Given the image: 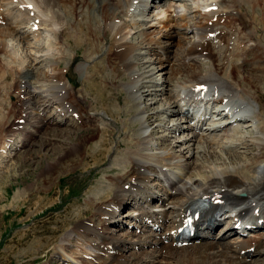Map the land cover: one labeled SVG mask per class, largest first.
<instances>
[{
    "label": "bare ground",
    "instance_id": "obj_1",
    "mask_svg": "<svg viewBox=\"0 0 264 264\" xmlns=\"http://www.w3.org/2000/svg\"><path fill=\"white\" fill-rule=\"evenodd\" d=\"M97 1L98 5L101 4L100 11L102 13L100 18H98V22L93 21V17L96 16L92 13V9L91 11L87 10L88 8H92V5L94 4L92 0H86L85 8L80 5V0H0V65L2 64V68L4 69L3 72L1 71L0 73V79L2 80L0 83V88L8 85L9 89L14 83V80L17 76L16 74L21 73L25 70V68L26 70H28L30 67L33 68L39 61L47 60L51 73H48L46 76H48L50 82L47 80L42 82H38L39 80H34L32 83H36L35 86L39 83V86H37L39 88L43 86L49 87L51 93H53V89H55L53 88L55 86L54 84H57L56 87L59 88V82H62L63 86L60 87V89L66 88L65 92L61 93L63 89H59V92L55 93L57 94L56 96H59V93L60 96H64L65 94L66 97H63V99H65L64 101L66 102L64 103L62 99L59 102L60 112H57L58 115L63 116L62 118L71 117L74 123H78L81 118V124L78 123L79 128L83 127L82 123L86 122H89L91 125L96 123L97 125L96 127L93 126L94 128H92L91 134L80 140V143L78 142V145L83 144L84 151L85 149L87 150L86 146L88 143H91L90 147L94 146L96 149L93 151H86V153L83 151V153L92 157L95 159V161H98L96 158L102 160L104 155L110 152H113L112 155H114L113 157L111 156L112 158L110 159L111 165L115 167L110 169H117V172L108 173L104 178L99 179L95 190L92 191L89 194V197L85 199L86 205L94 207L96 210L94 215H97L101 218L99 219V224L102 226H89L87 221L78 220L76 223H74V225L72 224L73 226L71 229L65 233L64 237L62 238L63 242L60 243V245H63V249L66 247H71V239H74V242H71V244L74 243L73 248L71 249L72 254L75 253L74 256H72V259L76 260V262L80 261L81 264H93V260H100L99 264H168L170 260H173L174 263L181 262V264L250 263L240 255L241 251L247 249L248 247L255 246V254H259L261 252L259 249V243L261 242L262 244V240L264 239V235H262L263 233H259L257 236L243 240L242 238L234 237V231L231 228H228L220 237V241H202L198 245L181 247L179 249L180 252H177V248H174L171 245L163 244L161 239L157 238L154 234L137 236L128 230L124 235H118L110 232V228L107 226V221H109L108 224L113 223L114 219L116 218L115 215L117 210L120 207L125 206L128 203V200H133L134 204L132 207H135L136 210L141 211L143 215L156 219H160L163 216L167 218V223L170 224L172 222V217L168 218L167 212L165 210L166 206L171 204L169 209L170 211L173 210L175 216L180 211V209L178 211L179 206L182 207L188 200L194 199L195 197L203 194L215 195L218 198L219 201L217 204L219 207H214L216 212H221L225 207L217 193H221L223 195V198L229 209L225 210L221 215L237 212L236 216L242 218L248 216V218L251 219L252 223L254 224H257L254 221L255 219L264 220V177L255 179L253 176L254 169L250 170V166L254 167L256 161L258 162L259 159L264 156V127L261 125L259 128L261 131V136H254L257 140L254 144L260 147L262 151L260 150L261 152L253 155L254 161H251L252 164L249 162L243 166L233 165L230 169L229 167L215 168L216 166L207 169L211 166H207V168H205L203 165L199 164L196 166L195 172L193 170V172L190 173L189 169H194L191 167V165H196L197 162H190L188 159L181 160L179 154L174 155L168 150L162 152H153V147H151L153 146V143H150L149 139L152 137L151 134L155 132V130L150 129L149 133H136L134 131V122H123L124 126L121 127V130L123 134H126L123 135V137L127 136V138L115 141L113 145L111 144L112 146L107 147L109 143L106 134L108 133H105V130L110 129V120H108L105 115L109 114L111 117H115L122 110L125 112L129 109H122V106L118 104L117 101H113L110 105H104L103 99H100V101H98V105L101 106L98 108V110H92L91 108L86 115L87 117H84V112L86 110H83L84 108L82 109L83 106H81L80 102L83 101L82 103H87L89 107H92L90 104L91 102L89 103L85 100L86 96L84 92V94H80L79 90L76 92L74 91V93L72 91L73 87H75V85L81 80L79 76L82 75V81L94 84L93 88L96 91L95 93H97V83L96 81H93L92 78L94 72L89 74V71L86 70L89 68H87L86 65H89V63L99 55L95 52L102 47L103 41H100L99 43V41L93 37L92 33L97 30L99 35L103 38H107V32L110 34L108 37L109 40H107L110 41V43H107V46L110 47V52L108 53L110 60L107 61L108 64L106 66V77L109 78L114 72L111 85L112 91H114L116 87L120 85L119 82L114 84V81L120 80L126 85L125 87L128 86V88L133 92L140 93L142 91L141 88H144V86L142 87V82L146 81L144 80L143 76L146 72L141 71L140 73V69L138 70V65L136 62L138 59H135L131 56V54L136 49L135 45H133V42L129 40L133 22H130L132 23L130 24V20L127 21L128 19L126 18L127 13H129V9L135 3V0ZM137 1L138 3L135 5L143 3L144 6H147L149 4V0ZM150 1L153 5L155 4L154 0ZM259 1L204 0L203 3H197L196 5L191 3H182L184 10L179 13L176 12V14H173L174 9L172 8L174 4H172L171 1H166L164 5H162V8L153 15V18H151L152 20H149L150 23L147 24L148 29H145L147 27L146 26L143 28L145 30L141 31V34H144L143 36L145 46L148 45V49H151L154 52L155 50H159L157 54L161 53L166 58L163 59L161 55L157 61L159 66H157L164 67L165 65L163 63H165L170 58V43L166 46L163 45L160 41L162 37H168L172 40L177 38L179 41H174L179 43L185 39L184 37L189 36L190 33L191 36L187 38L188 42L186 43H188L189 46H187L188 48H185V53L183 51L184 55L182 54L183 56L180 59V64L183 65H181L183 72L175 68H172L171 71L166 72L172 77H177L178 74H180V76L183 75L181 81H179L182 85H176L171 88L166 87V91H164L165 86H162L163 83L161 82L159 83V85L161 84V87L154 89L155 91L151 90L149 94L156 95L157 92L167 93V96H169L168 99L170 100H168L169 108L167 110L173 114V112H175V107H180V103L178 101L179 89L193 88L196 84H203L208 88V96L213 95L214 99L218 102H222L225 99L226 105L230 104L231 106L235 107L237 105L238 115L243 112L250 113L254 109V113L252 114L251 112L250 117H258V113H262L261 107L259 108L258 106L260 103L257 101V98L260 97L255 96L256 94L250 91L252 89L250 83H254L255 81L251 80V78L248 79V76H243L242 78L238 79L234 77L236 75L234 72L232 73V71H234L236 68H239V64H233V69L228 74H226L227 64L225 57L226 53L229 54V52L233 50L234 45L239 44V47H242L239 51V55L241 56V61H243V63L246 60L245 57L249 55V53H252L254 54L253 61H255L254 64L256 65L253 68H258V70H262V67L264 68L263 39L260 38L256 42L259 37H255V41L252 43L254 45L247 44L249 45L247 47V45L244 43L246 39L245 37L247 36V40H252L249 37L254 35V33H251V31H244L242 30V27H240V25L242 26L245 23V15L247 13L250 14L257 12L256 17H259L261 20L260 25L262 28H260L262 31H264V0H262L261 3H259ZM245 4L250 8L249 12L246 11L247 13L242 10V6ZM261 4L262 6H260ZM98 5L97 10H99ZM201 5L203 8L200 7ZM97 13L99 17V11ZM141 14L143 15V13ZM70 15L72 17L76 15L78 18L76 20H71L70 18L72 17ZM120 15L122 16L120 17ZM246 16L248 17V15ZM214 17L215 21H213ZM35 19H38V23L36 25L37 29L33 30L32 25L35 24ZM254 19L255 17L252 15L251 19L249 20L250 22H254ZM100 21L102 22L101 29L99 26H97V28L93 27V22L97 24ZM236 25H238L237 27H240V29H238ZM188 26H190V28H188ZM243 27L246 28L245 24ZM252 31L255 32V30ZM79 32H81V37ZM210 32H214L212 37H209ZM16 33L20 35L18 38L14 36ZM42 33L44 34L43 39L40 38ZM155 37L159 40H155ZM12 39L18 40L17 44L12 43ZM23 40L27 42V45L24 44ZM65 40L66 43L64 42ZM77 40L80 41V45L83 43L82 45L85 46L83 51L85 62H80L73 65L72 63L76 57V54L73 49L69 53L67 45L69 44L70 47L73 48V45L71 46L69 43V41H71L76 47L79 43ZM169 41L171 42V40ZM34 43L38 46L39 44H45V48L42 49L41 52L34 51V47L32 46ZM222 44H224V47L227 50L224 56L219 58L223 55V52L219 55L214 51V49ZM229 47H232L231 51H229ZM22 49L24 51L23 56H21V53L19 52ZM260 54H262V58H260ZM67 55H69V62L62 69L59 66L61 62L60 60ZM201 57L204 59H212V65L210 68H207L205 72L198 70V68L200 69V66H196V60ZM259 61H262V64H260ZM23 63H26L25 67L22 65ZM177 64L178 63L176 62V65ZM115 66L118 68L119 66L123 67V70L121 71L118 68H115ZM95 67L98 70L99 64L92 66L90 70L94 69ZM84 69L85 72H83ZM151 72H153V69H151ZM68 74L71 75L69 76ZM116 74H119V79L115 78ZM152 74L153 73L150 75L152 76ZM72 75H74L75 78ZM97 76H99V74ZM122 77L125 78L122 79ZM66 78L70 80L69 83H67ZM254 78L260 79V77ZM100 80L102 79L100 78ZM152 80L154 79H150L149 81ZM17 89H19L17 90V94L19 96L21 93L29 95L26 93V88L21 89V86H18ZM99 89L106 91L105 86H100ZM70 90L72 91L71 93H73L71 97L72 100H67L66 98L68 97V92ZM215 92L217 93L216 95ZM17 94L15 95L14 91L9 90L5 92V96L11 97L12 95L18 99ZM53 94L49 95L46 93L43 95L41 102H45V107L42 109L48 107L50 102L55 103L57 102V99L60 100V98H57L56 96L54 97ZM141 94L142 93H140V95ZM46 97L47 99H45ZM108 98L112 99V93ZM28 99L29 96H27L25 100ZM22 103L23 100L18 99V101L12 102L11 105L7 103V107H5L6 109L0 107V109H2L0 110V116H3L7 119V123H4L3 120L0 119L1 157H7L12 153L9 152L5 156L2 155V150L5 152L7 151V148H13L14 141L16 142L15 145H19L18 142L20 141V138L23 139L25 136L28 138L35 136L34 133H37L39 131L37 129L40 127H46L47 129L49 128L46 126V124L50 122V118H48L49 116L40 117L37 114L39 117L37 116V120L33 121L34 124L27 121L19 125L20 123L14 121V119L10 120V117L12 119V116L14 115L16 118L17 116H20V114L22 116ZM66 103H68V106H66ZM256 104H258L257 107ZM3 110H6V112ZM130 110L132 113H137L138 111L137 109ZM139 111V113L143 115L142 113L145 111V109H139ZM163 111L165 110L163 109ZM154 115L158 114L154 112ZM152 119L153 116L149 114H147L145 117H142V120L137 123L139 125L138 128L145 129L146 127H150V120ZM54 120L58 122V118H55ZM54 120L52 121L55 122ZM112 120H114V118ZM10 122H12L11 127L7 129V126ZM61 122L62 120L60 119V123ZM105 125H107V128H100L105 127ZM73 126L76 127V125ZM166 129L174 130L173 132H175L178 130H188L189 127L182 125L177 120L173 123V125L170 126V128L167 126ZM132 130L135 133H132L128 136V132ZM99 131L100 134L94 133H98ZM227 133L228 132L222 134V137L225 136L224 138L226 139V143H229L227 141L230 139H228L230 133ZM58 134L59 133H55L53 138L54 136L57 137L56 135ZM208 134L209 133L207 129L202 131L200 135L196 133H188L181 142L184 144L204 138V141L208 142L207 144L209 145L207 146V152H205H210L212 154H210L211 156H217V153L214 154L215 151L212 150L214 149L212 145L217 143L221 144L224 141L221 138H217V135ZM68 136L69 135H67V137ZM97 137L99 138L97 139ZM162 137L165 139V135ZM119 143L125 145L124 148L121 149V152H119V147L117 146ZM187 148L189 149V147ZM73 151L72 153L76 152ZM63 152L67 153V151ZM180 154L181 157L184 155L183 150L180 152ZM235 158L237 159L236 156L229 157L233 163ZM174 159H176V162H173ZM59 160H61V158H59ZM0 161H2V159H0ZM54 162L55 165L58 166L64 161ZM123 164L125 166H123ZM164 166H168L169 170L160 172L161 167L164 168ZM176 167L178 168V171L175 174L174 168ZM159 172L162 173L163 177L160 176ZM171 174L176 176L177 180H175ZM183 178H185L184 182ZM148 181H155L154 187L158 192L155 191L153 187L146 185ZM166 181L169 182V186L165 184ZM101 190L107 191L102 192ZM108 192H110V194H108ZM241 192H244L245 195L242 196L240 194ZM99 196L102 199H99ZM150 198L152 200L155 199L157 202L161 201L162 203L160 208L162 209L154 210L150 208L147 205V202ZM256 207L260 208L259 214L257 216L256 214L251 213V211H254ZM130 216L135 219V216L132 214H130ZM105 217H108V219H103ZM159 224L162 228L158 233L160 237L164 233L165 223L159 222ZM91 236H94V239ZM135 246L138 247V251L134 250ZM261 249L263 250V246ZM56 251L58 252L59 249ZM87 256H90L93 260L86 259ZM61 257L64 258V255Z\"/></svg>",
    "mask_w": 264,
    "mask_h": 264
},
{
    "label": "rangeland",
    "instance_id": "obj_2",
    "mask_svg": "<svg viewBox=\"0 0 264 264\" xmlns=\"http://www.w3.org/2000/svg\"><path fill=\"white\" fill-rule=\"evenodd\" d=\"M92 1L94 2L92 8H88L87 10L91 11L92 9V13L94 14L93 9L97 10L96 5L98 1L97 0H92ZM166 1L168 0H161L159 3L154 4L152 9L148 13L142 12L143 15L139 13V16L138 14H134L132 16L127 17L128 18L127 21L130 20L129 23L133 22L132 25L133 27L131 28V30L134 31V34H131L132 33L131 31L130 33L131 38L129 39L131 40V42H133V45H135L136 47L135 50L132 47L134 52L131 54V56L134 57L135 59H138L136 60V62L137 65L139 66V67L137 66V68L138 70L140 69L139 70L140 73L141 71L146 72L145 75L143 76H144V80H146L147 82L146 81L142 82V87L144 86V88H141L142 90L140 92L142 93L141 95L139 92L132 93V90L129 89L128 86L121 87L122 90H120V88H118L120 85L126 86L120 80L114 81V84L119 82L120 85L116 87L114 91L111 90L114 72L112 73V76H110L109 78L106 77V66L108 64L107 61L110 60L109 59L110 57L108 55V53L110 52V47L107 46V43L108 42L110 43V41L107 40H109L108 37L110 36V34L109 32H107L106 35L107 38L104 37L105 38L104 39L102 36L99 35V32L97 30H95L92 33L93 37L96 38L99 41V43L100 41H103L102 47L100 44V47L102 48V53H101V48L98 49L95 53L99 55L95 59H93L89 63V65L87 64L88 62L86 63L89 66L88 67L86 65V67L89 68L86 69L89 71V74L94 72L92 78L93 81H96L97 83V93H95L96 91L93 88L94 84L82 81V75L79 76L81 79L79 83H77L75 87H73L72 89L73 93L74 91L76 92L77 90L80 91V94L85 93L86 96L85 100L88 101L89 103L91 102L90 104L92 105V107H89L86 102H85L86 104L82 103L83 101L80 102L81 106H83L82 109L84 108L83 110H86L84 112V117L87 115V113L91 108L92 110L93 109L98 110V108L101 106L98 105L99 104L98 101H100V99H103L104 105L106 104L110 105L113 101H117L118 104L122 106V109H126V108L129 110L137 109L139 111V109L144 108L145 111L142 113L143 115L139 113L140 111L139 112L137 111V113H132L131 110L130 111L127 110L125 112L122 110L115 117H111L109 114L105 115V117L108 120H110V129L105 130V133H108L106 134L109 143L107 147L112 146L115 141H119L127 138V136L123 137V135L126 134H123L121 130L122 129L121 127L124 126L125 122L133 123L135 120L139 118L142 119V117H145L147 114H149L153 116V119L150 120L151 126L146 127L145 129L142 130H144L145 133H149L150 129L155 130V132H153L154 134L153 133L151 134L152 137H150V140L155 145H159L160 148H157V146L155 148L153 147V152L157 150L160 152L168 150L169 152H172V154L174 155L179 154L181 160L188 159L190 162H197L196 165L195 164L191 165V167L194 169H189L190 173L193 172V170L195 172V168L199 164L203 165L205 168H207V166H211L207 169L213 168L215 166H216L215 168L229 167L230 169L233 165L243 166L244 164H247L250 161H254L253 155H256L257 153H256V145L253 143H255L257 140L256 139L253 140V138L251 137L253 136L254 133L252 127L249 126L250 124L249 121L238 122V125L234 127V130L232 129L229 132L230 133L229 141H235L236 144H238L237 147L232 148V145H230L231 146L230 149V148H226L225 146L221 147L220 144L218 143H217L218 145L217 144L212 145V147H214V149L212 150L215 151L214 154L217 153L216 154L217 156H211L212 154L210 152L206 153L207 146L209 145L207 144L208 142L204 141V139L201 138L200 140L183 144L181 141L186 136L187 132L177 133V132H173L174 130H170V129L165 130L167 126L170 128V126L173 125V122L177 121L176 120L177 116L175 117L174 114H172L170 111L167 110L169 108V101H170L168 99L169 96H167L168 95L167 93L164 94L157 92L156 95H154V94H149V92L151 90L155 91L154 89L160 88L161 84L159 85V82H162L163 83L162 86H165L164 91H166V87L170 88L174 84H177V86L182 85L179 81H181L183 75L180 76V74H178L177 77H172L166 72L171 71L172 68L178 69L179 71L183 72V68H182L183 65L180 64L181 62L180 59L184 55L183 51L185 50V48L189 46L188 43H186L188 42L187 38L191 36L190 33L189 36L184 37L185 39L183 40L180 39L182 41L179 43L177 41H174V40L179 41V39L177 38L172 40L168 37L166 38L162 37L160 41L163 45L166 46L169 45L170 43L169 45L170 54L168 53L170 58L165 63H163L165 65L164 67H158L159 63H157V61L159 60L158 58L161 57L162 54H157L159 50H155L154 52L153 50L148 49V45L145 46L144 43L145 41L143 36L144 34H141V31L148 29L147 24L150 23L149 20L153 18V15L162 8L161 6L164 5ZM202 1L203 0H192L191 3L193 5H196L197 3L200 2L202 3ZM261 2L262 0L259 1V3ZM85 3L86 0L85 1L80 0V5L83 8H85L86 6ZM172 4H174L173 7L174 14H176V12H180L184 10V7L182 6L181 2L177 0H172ZM100 5L101 4L98 5L99 10H97L99 11V17L95 15L96 17H93L94 18L93 21L98 22L99 21L98 18H100V16L102 15L100 11ZM245 5L242 6V10L245 13H247L246 11L249 12L250 8L248 5L246 6ZM260 6H262V4ZM256 13L254 12L250 13L251 15L247 13L246 15H248V17L245 15L244 24L246 28L243 27L244 24L242 26L239 24L240 27H242V30L244 31L246 30L249 32L251 31V33H254V35H251V37H249L252 40H247L248 39L247 36L245 37L246 38L245 41L247 42L244 41V43L246 45L252 44L253 41H255L254 40L255 37H259L256 40V42L260 38H262L264 43V31H262L261 29L262 28L260 25L261 20L259 19V17L258 18L256 17ZM95 14L98 13L95 11ZM252 15L255 17V19L253 20L254 22H250L249 20L251 19ZM121 16L122 15H120V17ZM77 18L78 17L75 15L70 19L76 20ZM94 24L95 23L93 22V27L97 28V26H99V28L101 29L102 27L101 21L95 25ZM237 26L238 25H236V27ZM240 27L237 28L240 29ZM188 28H190V26H188ZM252 30H255V32ZM79 34L81 37V32H79ZM14 36L18 38V36L20 35L16 33L14 34ZM43 36L44 34L42 33L40 38L43 39ZM167 39L171 40V42ZM155 40H159V39L155 37ZM11 42L17 44L18 40L12 39ZM23 42L25 45H27V42L25 40H23ZM64 42L66 43V40ZM78 42H79L78 46L75 47V45L71 41H69L71 46L73 45V48L70 47L69 44L67 45L68 52L70 53L73 49L76 54V57L74 58L72 63L73 65L78 64L80 62L83 63L85 62L83 57L84 56L83 51L85 46L82 45L83 43H81L80 45V41ZM249 45H247V47ZM32 46L34 47V51H40V52L42 51V49L45 48V44L44 45L39 44L38 46L34 43L32 44ZM23 49L19 51L21 53L20 54L21 56H23L24 54ZM240 49L241 47H239V44L234 45L233 50L232 47H229V51L231 50L232 51L229 52V54L226 53V57H225L227 64L226 74H228L233 69L232 66L233 64H237V65L239 64L240 67L238 66L239 68H236L234 71H232V73L234 72L236 75L234 77L238 79V78H242L243 76H248L247 77L248 79L251 78V80L255 81L254 83H250L252 89L251 90L248 89V90L254 92L256 94V95L254 94L255 96H259L260 98L263 99V100H258L260 98H257V101L260 103V105H258L259 108L261 107L262 112H264V76H262V74L257 73L258 68H253L256 66L255 64L251 63L253 62L254 54L249 53V55L245 57L246 58L245 62L243 63V61H241L242 58L239 55ZM226 50L227 49L224 47V44L219 45V47L217 46V48L214 49V51L219 55L220 53L223 52V55L220 56L219 58H222L224 56ZM260 55H261L260 58H262V54ZM162 57L163 59H166L164 55H162ZM201 58L196 60L197 61L196 66L198 67L200 66V69L198 68V70L205 72L206 69L210 68V66L212 65L211 64L212 59L205 58L208 60L205 59L201 60ZM60 61L61 62L59 66L63 69V67H65L69 62V55L64 56V58L61 59ZM176 62L178 63L177 65ZM96 64H99V69L97 70L96 69L97 66H96L94 69L90 70V68ZM22 65L25 67L26 63H23ZM2 67L3 65L0 67V73L1 71L3 72L4 70ZM115 68L118 67L115 66ZM118 69L122 71L123 67L119 66ZM151 69H153V72H151ZM262 71L264 72L263 67H262ZM83 72H85V69ZM48 73H51L49 63L47 60L46 61L43 60V61H39L33 68L30 67L28 70H26L25 68V71H23V73L19 74L18 76L20 79L23 80L24 82L23 84L24 86H26V91H27L26 93L29 94L27 96H29V102L31 104L28 109V112H29V118L31 120L28 121L32 122L33 124H34L33 121L37 120L36 112L39 111L37 110V107L39 105L38 102L43 99V96L41 97V95H45L46 93H50V94L53 93H51L49 87L43 86L40 87L41 88L40 89L39 87H37L39 86V83L35 86L36 83H32V82L36 79H38L39 82L45 80L50 82L48 76H46ZM151 73H153L152 76L150 75ZM98 74L99 76H97ZM68 75L70 76L71 74ZM72 76L75 78L74 75ZM254 77H260V79ZM100 78L102 80H100ZM115 78L119 79V74H116ZM124 78L122 77V79ZM150 79H154V80L149 81ZM1 81L2 80L0 79V83ZM66 81L67 83H69V79L66 78ZM54 85L55 86L53 88H56L57 84ZM100 86H105L106 91L100 90L99 89ZM3 87L0 88V107L6 109L5 107H7V103L9 102L7 100H4L8 98L7 96H5V92H7L8 90L14 91L16 89L15 90V95H16V91L18 89L16 85L15 87L12 86L9 89H8L9 87L8 85H5ZM24 88L25 87H23V89ZM44 90L46 91L43 92ZM58 90L56 92H59ZM72 91L70 90L68 92V97L66 98L67 100H72L71 99L73 95V93H71ZM111 93H112V99L108 98L109 96H111ZM53 96L55 97L56 94L55 95L53 94ZM10 100L12 102H15V100H12L11 98ZM50 104H49L50 106L47 108L48 110L47 112L49 113V109H52L51 111L52 113L54 112V110L55 113H57L58 109H55L56 104H54L53 102L52 103L50 102ZM9 105H11V103H9ZM146 107L148 110L146 109ZM162 108L165 111H163ZM4 112H6V110ZM154 112H156L158 115H154ZM53 116L54 118L58 117V115L54 113ZM0 117H1L0 119L3 120L4 123H7V119L5 117L3 116ZM15 118L16 116L14 115L12 119L10 117V120H13ZM113 118L114 120H112ZM59 119L60 117H58V122L56 121V123L50 121L52 122L51 125L46 124V126L49 127L48 129L46 127L38 128L37 129L39 130L37 132L38 136L37 135L35 137L32 136L33 137V140L31 141L32 143H29L27 147L21 148L20 150L18 149L14 150L13 152L15 153L19 151L18 153H16L15 156L6 159L1 158L2 161L0 163L1 164L0 166V264H63L62 262L63 260L59 256L54 255L53 250H55L57 245H59V243L61 242V237L62 238L64 237L65 233H67V230L71 228L74 225V223H76L78 220L84 221L82 219L83 217L91 216L93 209L91 206L86 205L85 199L88 198L89 194L95 190V187L98 184V180L104 178L105 175L108 173L117 172V169H113V170L110 169V168H114L115 166L111 165L109 167L111 163L110 158L114 156L112 155L113 152L104 155V158L102 160L96 158V160L98 161H95V159H93L92 157L87 156V154H84L86 153V151L88 152L96 149L94 146L90 147L91 143L87 144L86 146L87 150L85 149V151L83 150V144L78 145L81 142L80 140H82L83 138L87 137L89 134L92 133V128L97 126L96 123L92 125L89 124V122H86L87 124L82 123L83 127L79 128L78 123L74 124L76 125L75 127L71 124H66L63 121L62 123H60ZM263 121H264V116H263ZM138 122L133 123L135 124L134 126L135 129L134 128L133 129L136 133L137 132L141 133L140 131L141 129L138 130L139 129L138 128L139 125L137 124ZM11 123L12 122L9 123L10 126L8 125L7 129L11 127ZM260 126H257V128L259 129ZM262 127H264L263 124ZM100 128L102 129L107 128V125H105V127H100ZM135 132H133V130L129 131L127 135L129 136L130 134ZM55 133H59V134L56 135L57 137L54 136L53 138V135H55ZM94 133L100 134V131L98 133L97 132ZM67 135L69 136L67 137ZM164 135H165V139H163L162 137ZM167 135L169 136V138ZM244 136H245V141H248L246 138L249 139V141L246 144L241 142ZM99 137H97V139ZM216 137L221 138L223 141L226 140L224 138L225 136L222 137V135ZM159 139L161 140V142H159L160 141ZM229 143L232 144V142ZM229 143L224 144L223 142L221 144L226 145ZM117 146L119 147V152H121V149H123L125 145L119 143ZM187 147H189V149ZM73 150L76 152L72 153ZM182 150L184 155H182L181 157L180 152ZM63 151H67V153H64ZM231 156L237 157V159L235 158L234 163L229 159V157ZM59 158H61V160H59ZM260 160L261 161L257 164H254V167H252L251 169V170L254 169L253 176L255 177V179H259V177L260 178L264 177V156H262ZM54 161H64V162H61L60 163L61 165L59 164L57 166L55 165ZM123 166L125 165L123 164ZM154 182L155 181H148L146 185L153 187V189L157 191L156 188L154 187ZM101 191L106 192L107 190H101ZM108 194H110V192H108ZM99 199L102 198H100L99 196ZM133 204L134 201L133 203L128 202V204L124 208L130 209L132 208L131 205ZM95 212L96 210L94 209L93 215ZM89 220L94 221V218H90L85 221L88 222ZM99 223L100 220L98 223L95 224L98 225ZM109 226L110 229L114 230V232L116 233L119 234L125 233V227L123 226L122 227L120 226L119 228L118 227L116 228L115 226H111V225ZM262 235H264V232ZM73 244L74 243H72V245ZM57 249H59V247ZM71 251L72 250H67L63 253L66 256H68V254H71ZM170 262L168 264L176 263V262L174 263L173 260L172 261L170 260ZM178 263L181 264V262ZM260 263L264 264V248L263 250H261L259 254H256V256H254V258L251 259L250 263L248 264H260Z\"/></svg>",
    "mask_w": 264,
    "mask_h": 264
}]
</instances>
